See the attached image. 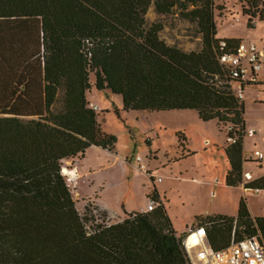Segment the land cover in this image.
I'll return each mask as SVG.
<instances>
[{
	"label": "trees",
	"instance_id": "trees-1",
	"mask_svg": "<svg viewBox=\"0 0 264 264\" xmlns=\"http://www.w3.org/2000/svg\"><path fill=\"white\" fill-rule=\"evenodd\" d=\"M239 3L248 27L264 21V0ZM151 6L196 21L201 49L167 44L163 24L147 21ZM214 9V0H0V264H191L187 233L177 234L162 201L117 222L94 218L92 202L82 215L63 166L92 145L115 149L89 99L106 91L124 111L194 109L216 120L238 137L226 140V184L243 183L244 104L218 60ZM245 187L263 190L264 176ZM192 227L215 249L234 230L264 243V216L253 217L245 197L237 216L200 215Z\"/></svg>",
	"mask_w": 264,
	"mask_h": 264
},
{
	"label": "rangeland",
	"instance_id": "rangeland-1",
	"mask_svg": "<svg viewBox=\"0 0 264 264\" xmlns=\"http://www.w3.org/2000/svg\"><path fill=\"white\" fill-rule=\"evenodd\" d=\"M214 1V19L217 25V38H237L253 41L264 49V21H260L257 18V24L253 28L248 27L247 22L250 16L243 12L239 0ZM146 18L149 23L160 21L163 24V28L160 31V37L164 39L167 44L176 45L185 51L201 49L202 37L197 22L184 18L180 14L179 8L176 7L172 12L162 14L157 12L154 7L151 6L146 14ZM92 81H94V75H92ZM89 98L92 101L98 102L102 106L101 111L103 114L106 112L105 108L112 107L114 103L119 104L122 102V97L120 95L106 93V91H91ZM128 113L129 114L127 115L130 119H133L134 117L138 119L136 122L132 120V124H136L140 128L154 126L162 131V141L159 143L162 150L164 147L170 148L169 146L173 144L177 145L180 150L186 147L195 150L192 156L173 164V172L169 169L170 167L161 170V176L164 178L161 185L168 191L165 206L177 234L180 235L185 231L188 232L189 228L195 222L196 216L221 214L215 212H221L233 208V202L238 193L237 188L227 187L222 181L215 182L210 186L201 185L192 181H196L197 178L201 181L205 180L207 182L211 178H215L216 180L220 173L222 176L221 179L225 180V167H228V163L226 162L225 154L222 150V144L219 145L216 143L219 140L217 137H220L221 139V137H224V134L219 133L218 128L214 123L205 122L201 127L197 126L196 124L199 118L197 112L194 110H168L148 114L142 112ZM109 129L117 133L116 135L120 140L118 146L120 150H125L131 146V143L128 144L130 141L128 140L129 132L127 127L121 130L116 122H112ZM219 129L221 128L219 127ZM178 132L182 133L183 136L180 137ZM204 136L212 139V143L208 147H202V142L205 138ZM183 137H185V139ZM186 137H188V143H186ZM148 141L151 142V140ZM137 148L141 154H144L146 151V145L142 142L138 143ZM204 148L207 149L204 150ZM137 156L138 155L132 154L130 158L131 160L134 159L136 161ZM162 156L164 157V154H162ZM167 157L170 160H174L178 156L168 150ZM149 158L153 159L154 155L150 154ZM64 164L65 166L70 165L67 161H65ZM182 167H188V169L193 167L199 171L197 172L198 175L193 174L191 171H188L187 173L183 171L184 173L180 175L179 170ZM139 168L144 171L143 168ZM146 169L148 171L147 166ZM203 171H208L206 177L204 176ZM63 172L74 174L72 170L65 167L63 168ZM172 175L178 177L172 179L170 177ZM183 176L189 178V180L181 178ZM191 178L195 179L191 180ZM76 188L77 185L73 190V194L77 200V208L82 215H85L87 212L86 207L89 203L91 204V201H88L87 198H80L77 196L75 193ZM239 202L240 201H238V204ZM247 202L255 212L261 214L260 216H264V191L258 194H250ZM93 206L96 208H91L94 209L92 213L94 218H97L99 221L104 219L107 222H117L124 219L126 216L124 215L118 218L109 215L106 211V215H104V210L100 209L95 204ZM91 221L92 218L89 221V225L91 224Z\"/></svg>",
	"mask_w": 264,
	"mask_h": 264
},
{
	"label": "crops",
	"instance_id": "crops-1",
	"mask_svg": "<svg viewBox=\"0 0 264 264\" xmlns=\"http://www.w3.org/2000/svg\"><path fill=\"white\" fill-rule=\"evenodd\" d=\"M259 47L262 48L261 46ZM262 50L264 53L263 48ZM90 101L92 104L100 108L102 107L98 102L92 100ZM242 101L244 104L245 129H255V133L253 135L245 134L243 138V155L245 158L243 171L244 174H251L252 180H254L264 176V162L258 163L253 157L254 150L260 149L264 151V67L259 73L257 82L248 83L245 85L244 98ZM116 109L119 110L121 114L120 116L115 113ZM105 110V114H102L100 118L103 129L109 133H115L116 135L117 133L115 131L109 129V126L112 122H116L121 130L127 127L129 132L128 140L130 141L127 142L128 144L131 143V146L125 150H120L118 147L120 140L116 135L117 143L114 150H108L100 146L92 145L88 148L83 158L67 160V162L70 163L69 167L74 168L78 174V182L75 192L76 195L80 198H87L88 201L90 200L100 209L106 211L109 215L118 218L126 215L129 212L144 211L148 200L153 196H156L159 201H162L165 204L168 191L161 185V183L164 181V178L161 176V170L165 169L166 167H170L169 169L171 172H173L174 170L172 165L192 156L195 150H191L187 147L180 150L175 144L170 145V148L164 147L162 150L159 144L162 141V131L154 126L140 128L138 125L132 124V120L136 122L138 119L136 117L130 119L127 115L129 114L128 112H142L148 114L157 111H124L122 109V102L119 104L114 103L112 107L105 108ZM172 110L192 111L194 109ZM198 118L199 119L197 120L196 124L197 126L201 127V125H203L205 122H212L218 128L219 133L224 134V137H221V139L220 137H217L219 140L216 143L219 145L222 144V150L224 151L226 162L228 163V167H225L226 175L230 169V163L225 151L227 133L219 129L216 120L203 121L199 117V114ZM204 137L205 138L203 139L202 147H208L211 145L212 139L210 137ZM147 138L148 140H151V142L147 143ZM186 139V143H188V137H186ZM139 142H142L146 145V151L144 154H141L138 151L137 147ZM206 149L204 148V150ZM168 150L173 152V154L178 157L174 160L168 159ZM132 154L140 155L142 157L143 162L148 168L147 172L140 169L134 159L131 160L130 156ZM150 154L154 155L153 159L149 158ZM162 154H164V157ZM183 171L185 173L191 171L193 174H197V172H199L193 167L191 169H188V167H182L179 170V174L182 175V173H184ZM207 172L203 171L205 177ZM170 177L172 179H176L178 176L175 177L172 175ZM221 177L222 176L220 173L216 180H218V182L222 181L227 187L237 188L238 193L235 201L233 202V208L215 213L237 216L239 207L238 201H240L241 197L244 196L249 200L250 194H258L264 191V189L258 192L246 189V180H244L243 183L238 186H228L226 184V176L224 178L225 180H222ZM181 178L189 180V178L184 176ZM192 179L195 178H191V180ZM216 180L215 178H211L207 182L205 180L201 181L197 178L196 181H192L201 185L210 186L213 185ZM248 206L253 217H258L261 215L255 212L249 203ZM186 233L187 235L184 238V244L189 257L191 258L194 256L196 250L204 245V243L207 241V238L205 233L201 230H197L192 233Z\"/></svg>",
	"mask_w": 264,
	"mask_h": 264
},
{
	"label": "built area",
	"instance_id": "built-area-1",
	"mask_svg": "<svg viewBox=\"0 0 264 264\" xmlns=\"http://www.w3.org/2000/svg\"><path fill=\"white\" fill-rule=\"evenodd\" d=\"M257 18H252L253 25L257 24ZM218 49L219 63L229 72L230 77L234 80L230 81L232 89L236 97L242 101L245 85L257 82L259 73L264 67L263 50L253 41L240 40L237 44L231 46L226 39H220L218 41ZM92 106L97 108L96 105ZM254 133V128H248L245 129L244 135H253ZM237 139V135L227 137L229 143H235ZM253 157L258 163H263L264 151L260 149L254 150ZM136 161L139 167L147 172L140 155L136 157ZM64 167L74 172V174L63 172L68 185L73 191L78 182V174L74 168L65 165ZM150 175L153 176L152 174ZM243 178L246 180V183L252 180L251 174H244ZM253 191L258 192L260 190L255 189ZM159 204L160 201L158 199L151 197L144 211L154 210ZM197 230L204 232L202 228L194 229L192 226L188 232L192 233ZM190 262L191 264H264V243L259 232L241 239H236L234 230L232 240L226 247L215 249L206 241L201 248L196 250L194 256L190 258Z\"/></svg>",
	"mask_w": 264,
	"mask_h": 264
}]
</instances>
